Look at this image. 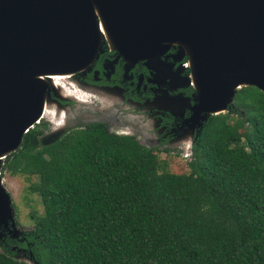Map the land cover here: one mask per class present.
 Masks as SVG:
<instances>
[{"label": "trees", "instance_id": "1", "mask_svg": "<svg viewBox=\"0 0 264 264\" xmlns=\"http://www.w3.org/2000/svg\"><path fill=\"white\" fill-rule=\"evenodd\" d=\"M45 128H28L0 168L35 176L42 205L27 233L3 231L0 264H264V91L240 86L208 115L182 173L104 122L41 143Z\"/></svg>", "mask_w": 264, "mask_h": 264}, {"label": "water", "instance_id": "2", "mask_svg": "<svg viewBox=\"0 0 264 264\" xmlns=\"http://www.w3.org/2000/svg\"><path fill=\"white\" fill-rule=\"evenodd\" d=\"M101 5L128 55L162 54L175 45L163 41L175 36L181 37L179 49H195V55L184 53L194 64L188 77L200 78L204 88L198 92L189 81L195 96L186 121L192 127L224 111L240 86L264 91V0H101ZM92 6L93 0H0V168L40 119L51 76L78 71L95 56L102 19L90 17ZM11 214L0 180V234L13 226Z\"/></svg>", "mask_w": 264, "mask_h": 264}, {"label": "rangeland", "instance_id": "3", "mask_svg": "<svg viewBox=\"0 0 264 264\" xmlns=\"http://www.w3.org/2000/svg\"><path fill=\"white\" fill-rule=\"evenodd\" d=\"M101 43H99V51L104 48V44L101 45ZM104 64V73L107 75L111 64L108 61H105ZM88 69L89 66L86 70L77 73L75 77L72 78L73 82L70 81L72 88L75 87L76 90L78 88L87 94L86 101L68 102L64 107L63 115L59 117L53 116L56 122L61 123L58 126H55L53 121H48V119H50L48 115L42 118V120L46 122V128L40 135L41 143H45L50 138L59 135L63 129L82 125L87 121H104L109 125V130L111 132L130 134L141 144L156 148L159 151V158L163 161L164 170L174 173L186 172L188 156H184L183 146L185 140L182 139L184 140L182 141L179 139L171 142L162 141L161 136H157L155 132L156 127H154L153 120H150V118H153L150 109L142 111L144 106L140 105V103L143 100L136 98L137 102L135 105L138 104L140 110L135 112H132L130 108L125 110L124 105L126 102L121 100L122 97L131 104L134 103V100L127 99L126 95L121 93V88L117 89V91H113L106 86L88 82L86 75ZM185 73L186 72L181 71L180 66L177 65L166 73L169 77V82L171 81L170 84L167 82H158L156 85L154 84V87L157 90V95L159 96L157 99H163L161 98L162 93L169 95V108L173 107L172 105L175 104L176 101H179L178 99L180 98L184 99V101L192 98L190 104L192 105L193 103L194 93L191 92V95L189 94V96L185 97V95L182 96V93L177 89L180 80H183L184 83H186ZM97 77V73L93 71L91 80L96 79ZM102 89L109 91L110 93L103 92ZM144 95L147 96L146 94ZM120 110L127 111V113H124L121 117ZM153 110L154 109H152V111ZM190 115V111L187 112L182 123H188L186 119H188ZM193 129L196 132V128ZM164 148H167L168 150L164 151ZM0 180L9 197V206L12 210L11 223L13 226L4 231L6 232V236H8V240L11 241L14 238L22 236L23 233H27L32 228L33 220L30 214H40L42 211V205L39 196L35 192H30L27 188L30 182L36 180L35 176L26 177L21 175H9L7 172L2 171L0 174ZM2 234H0V241H2V237H4ZM7 243L8 245L6 246L10 251H13V253L19 257L23 256L22 250L18 249L12 243L9 244V242H6V244ZM0 250H2L1 247Z\"/></svg>", "mask_w": 264, "mask_h": 264}, {"label": "flooded vegetation", "instance_id": "4", "mask_svg": "<svg viewBox=\"0 0 264 264\" xmlns=\"http://www.w3.org/2000/svg\"><path fill=\"white\" fill-rule=\"evenodd\" d=\"M101 35L102 43L101 41L99 43H101V45L104 44V48L100 51L99 49L96 51L95 56L84 69L86 70L89 66V69L86 72L87 81L93 82L97 85L106 86L113 91H117V89L121 88V93H124L127 99L134 100V103L131 104L122 97L121 100L126 102L124 105L125 110H128L129 108L132 112L140 110L138 108L139 105H135L137 102L136 98L143 100L140 103V105L144 106L142 111L150 109L153 116L150 120H153L154 127H156L155 132L157 136H161L162 141L171 142L184 139L185 142L183 147L189 143L191 145L193 137L197 133V128L192 127L189 123L182 122L185 119V114L190 111L189 106L191 105L190 101H192V98L190 100L187 99V101L180 98L178 99L179 101H176V103L172 105L173 107L169 108V95L162 93L161 98L163 99H157L159 96L154 87V84L156 85L158 82H167L170 84L171 81L169 82V77L166 73L177 65L180 66L181 71L186 72V76H189L187 56L181 54L182 51H180L176 45H172L162 52L158 58L153 57L150 61H147L146 59L128 60L122 57L119 51L115 48V45L108 40L109 38L107 39L103 30H101ZM98 47H100V45ZM105 61H108L111 64L107 75L104 73ZM82 71L72 72L66 77L62 76L63 78L61 81L64 85L61 84L62 82L60 83L59 80V83L62 86H58L57 84L49 85L48 96L45 100L47 105L46 110L44 115L40 116L38 122L43 121L42 118L48 115L50 117L48 121L50 120L57 124L58 122L54 120L53 116L59 117L63 115L64 107L68 102L86 101L87 94L78 88L77 90L75 87L72 88V84L70 85V81L73 82L72 78ZM93 71L97 73L98 77L91 80ZM177 89H179L182 96L185 95V97L189 96L191 92H195L191 84H186L183 80H180ZM102 91L110 93L104 89H102ZM152 109L154 110L152 111ZM119 112L121 113V117L124 113H127V111L124 110H120ZM104 123L109 130V125L106 122ZM193 128H196V132Z\"/></svg>", "mask_w": 264, "mask_h": 264}, {"label": "bare ground", "instance_id": "5", "mask_svg": "<svg viewBox=\"0 0 264 264\" xmlns=\"http://www.w3.org/2000/svg\"><path fill=\"white\" fill-rule=\"evenodd\" d=\"M100 3H101V0H93V6H92V8L91 7H88V9L90 10V12H92V14L90 15V17L91 18H93V19H95L96 20V14H98V15H100V17H101V19H102V22H100V26H99V31L98 32H96V36H97V38H98V40L99 41H101L102 40V35H101V30H103L104 32H105V35H106V37H107V39L108 40H110L114 45H115V48L119 51V53L122 55V56H124L126 59H128V60H136V59H139V58H137V57H134V56H131V55H128L127 53H124V50H123V48H121V42L119 41V39L116 37V35L114 34V31H113V29H112V27H111V24L109 23V20H108V17H107V14H106V12L104 11V9H103V7H102V5L100 6ZM106 23V24H105ZM176 38H178V39H180L181 37H177V36H175ZM170 39H172V38H170ZM170 39H167L166 41H163V42H167L168 44L170 43V44H175V45H180L181 43H179L177 40L178 39H176V40H174V41H171ZM156 42V41H155ZM154 42V43H155ZM111 43V44H112ZM157 43V42H156ZM140 45V44H139ZM95 51H96V48H95ZM94 51V52H95ZM180 51H182V53L181 54H188V55H195V49H193V50H191V49H188V48H186L185 49V51L182 49V48H180ZM149 54L151 55V56H149ZM161 53H159V52H156V53H148V52H143L142 54H141V59H146L147 61H150L153 57H156V58H158L159 57V55H160ZM93 55H94V53H92L91 54V57H90V59H92V57H93ZM152 55H154V56H152ZM89 63H87L83 68H81V69H77L78 71H82V70H84L86 67H87V65H88ZM187 66L188 67H192V69L194 68V64H193V61L192 60H190V61H187ZM74 72H76V70L74 71ZM69 74H71V73H69ZM68 74H65V75H56V76H51V78H52V80L50 81V85H60V86H62L61 84H63L64 85V83L61 81L62 80V76H67ZM59 80H60V83H59ZM186 84H190L189 83V81L190 80H192L191 81V83L193 84V86L195 87V88H197V91L199 92L200 90V87H201V91L203 92L204 91V88H203V84H202V81L200 80V78H195V77H193V75L191 74V76L190 77H188V76H186ZM71 93V92H70ZM194 96H195V94H194ZM197 96H198V93H197ZM229 97V94H227V95H225V96H223L221 99H222V101H226V99ZM46 102H44V105H43V109H42V113H41V116L42 115H44V113H45V110H46ZM197 110H199V111H201L202 113H206L207 112V110L208 109H203L202 107H198L197 108ZM212 111H217V109H213ZM55 124V126H58V125H60L61 123H54Z\"/></svg>", "mask_w": 264, "mask_h": 264}, {"label": "built area", "instance_id": "6", "mask_svg": "<svg viewBox=\"0 0 264 264\" xmlns=\"http://www.w3.org/2000/svg\"><path fill=\"white\" fill-rule=\"evenodd\" d=\"M190 146L187 144L185 147H184V156H190Z\"/></svg>", "mask_w": 264, "mask_h": 264}]
</instances>
